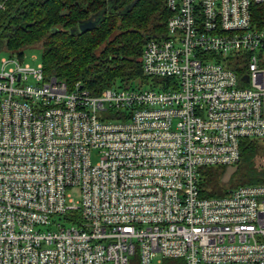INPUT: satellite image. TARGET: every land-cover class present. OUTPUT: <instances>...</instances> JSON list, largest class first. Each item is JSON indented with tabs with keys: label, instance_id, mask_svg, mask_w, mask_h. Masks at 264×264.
Listing matches in <instances>:
<instances>
[{
	"label": "built area",
	"instance_id": "1",
	"mask_svg": "<svg viewBox=\"0 0 264 264\" xmlns=\"http://www.w3.org/2000/svg\"><path fill=\"white\" fill-rule=\"evenodd\" d=\"M259 3L165 0L138 87L92 92L2 58L0 264H264V182L200 187L202 167L264 140Z\"/></svg>",
	"mask_w": 264,
	"mask_h": 264
},
{
	"label": "trees",
	"instance_id": "2",
	"mask_svg": "<svg viewBox=\"0 0 264 264\" xmlns=\"http://www.w3.org/2000/svg\"><path fill=\"white\" fill-rule=\"evenodd\" d=\"M167 16L165 0H6L0 10V52L21 57L24 48L39 47L44 76L68 86L79 81L92 92L138 87L148 80L141 67L143 45L164 33ZM89 18L98 19L94 27L72 31ZM254 20L262 24L264 3L254 6ZM257 153L252 183L264 182V142L244 138L238 163L200 169L201 194L219 195L214 184L224 183L240 161L254 162ZM161 264L184 260L163 258Z\"/></svg>",
	"mask_w": 264,
	"mask_h": 264
},
{
	"label": "rangeland",
	"instance_id": "3",
	"mask_svg": "<svg viewBox=\"0 0 264 264\" xmlns=\"http://www.w3.org/2000/svg\"><path fill=\"white\" fill-rule=\"evenodd\" d=\"M9 51H2L0 52V63L2 58H9ZM33 55L36 56V58H33ZM22 59L24 62H27L33 66H35L38 62L41 61V49L39 47H26L23 49V55ZM264 142V140H261ZM258 153L254 156V162L250 161H240L238 167L234 170H232L227 180L224 183H217L214 184L213 189L219 194L217 196L224 195L225 192L228 189L235 188L242 184H252V180L255 177V170H254V163H258L259 157L257 156ZM223 168V167H222ZM44 229H52L53 227L44 226ZM129 264H140L138 253H134L129 258ZM152 264H158L155 262V260L152 262Z\"/></svg>",
	"mask_w": 264,
	"mask_h": 264
},
{
	"label": "water",
	"instance_id": "4",
	"mask_svg": "<svg viewBox=\"0 0 264 264\" xmlns=\"http://www.w3.org/2000/svg\"><path fill=\"white\" fill-rule=\"evenodd\" d=\"M97 20L98 19L96 18H89L84 21H81L75 27H73L72 31L78 32L88 30L96 25Z\"/></svg>",
	"mask_w": 264,
	"mask_h": 264
}]
</instances>
